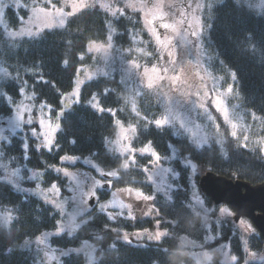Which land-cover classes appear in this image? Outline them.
Instances as JSON below:
<instances>
[{"label": "trees", "instance_id": "obj_1", "mask_svg": "<svg viewBox=\"0 0 264 264\" xmlns=\"http://www.w3.org/2000/svg\"><path fill=\"white\" fill-rule=\"evenodd\" d=\"M20 1L30 3L35 0ZM202 11L210 53L233 75L237 103L264 122V11L249 8L243 0H205ZM23 14L22 10L14 13L9 9L4 20L14 28L20 22L18 17ZM108 22L115 29L113 40L116 47L126 49L137 43L148 53L147 58L139 55L140 64L149 66L156 62V47L144 29L139 12L129 10L123 15L110 17L96 5L86 7L67 16L63 28L46 30L32 39L22 38L9 54H1L0 63L9 77L0 83V118L11 115L22 88L32 94L35 102L46 103L52 113L60 110L63 95L73 89L77 68L92 64L94 56L87 53V45L106 40L105 25ZM120 76L117 69L107 77L98 76L82 84L78 102L63 113L54 147L48 152L35 150L29 143L24 151L23 140L15 137L6 145L1 143L0 153L11 160V166L25 163L39 170L42 185L56 182L62 192L67 181L57 169L61 167L63 157L72 156L95 164L103 172L112 173V189L130 187L149 195L153 190L147 180L148 171L143 168L148 156L124 165L123 157L106 147V140L115 133L116 122L133 126L135 135L131 146L134 149H151L163 157L173 148L174 160L178 159L171 163L177 175L173 185L165 197L155 195L152 200L158 214L152 221L160 219L161 226L168 227L169 236L146 242L144 246L119 241L115 234L117 230L137 231L144 225L127 223L113 212H92L81 217L82 223L75 229L54 234L58 218L51 206L32 194L20 193L11 185L0 182V210L8 209L11 215L8 226L0 225V264H38L35 249L26 242L43 234H48L51 248L75 251L84 244L94 247L98 258L93 264H198L184 248L178 247L177 240L181 236L197 242L204 241L202 239L206 236L203 217L188 205L190 166L182 165L180 160L187 159L195 165L192 180L196 188L199 187V177L207 171L251 185L264 182V155L259 146L243 143L220 122L218 139L209 136L204 146L197 147L174 129L154 124L163 115V106L153 90H142L133 106L126 98L129 89ZM91 103L98 104L103 111L92 108ZM202 196L209 205L218 207L204 194ZM213 216L207 219L216 234L204 248L228 245L229 254L236 259L234 264H246L242 259L244 247L248 251L263 250L264 239L255 228L254 234L245 237L246 244L243 245L239 233L232 228L235 225L233 218L218 221ZM216 254L217 251L213 260L206 264H221L219 252V257ZM60 260L62 264H84L85 256L82 252H75L63 255Z\"/></svg>", "mask_w": 264, "mask_h": 264}, {"label": "rangeland", "instance_id": "obj_2", "mask_svg": "<svg viewBox=\"0 0 264 264\" xmlns=\"http://www.w3.org/2000/svg\"><path fill=\"white\" fill-rule=\"evenodd\" d=\"M243 2L257 12L264 11V0H243ZM4 5H10L24 14L23 24L11 28L5 19L7 11ZM96 5L105 10L110 17L125 14L126 11H137L141 15L142 24L147 34L153 41L158 59L149 66L141 65L137 60L139 55L147 54L144 48L135 43L131 48L120 49L114 45L115 29L108 22L106 40L95 43L102 47L97 50L87 45V53L92 54L91 66L82 65L77 68L73 89L63 95L60 110L52 113L51 108L43 102H35L32 94L21 89L22 95L12 107L8 117L0 118V146L1 143L10 142L12 138L20 137L26 151L27 143L32 144L35 150H50L54 147L57 131L52 133V143L45 125L49 127L60 119L64 112L78 102L80 87L87 81L98 76L112 74L120 70L122 82L129 89L126 97L133 106L136 97L142 90H153L163 106V115L154 124L160 127L174 129L175 132L187 137L197 147L204 146L209 136L218 139L221 133L220 122L229 133L251 146H259L264 155V122L259 117L243 109L237 100L234 89L233 75L220 65L210 53L206 42V28L202 21V10L205 0H35L22 3L20 0H3L0 5V62L1 54L10 53L15 49L16 43L22 38H35L46 30L63 28L67 16L74 14L86 7ZM27 8V9H25ZM130 55V56H129ZM132 57V58H131ZM6 68L0 63V83L9 77ZM77 81H80L77 89ZM137 84V86L134 85ZM135 86V87H133ZM231 87V91H229ZM136 93V95L134 94ZM75 94V96H74ZM95 103H91L93 105ZM94 108V107H92ZM97 110V109H96ZM32 123L29 124L28 121ZM162 123H157V122ZM114 135L106 140L108 151H113L123 157V164H133L137 158L148 156L144 160L143 168L148 171V183L153 190L152 194L145 195L136 189L124 187L112 189L110 178L112 173L103 172L98 166L80 158H73L72 162L62 160L58 169L72 173L65 176L67 187L64 192L58 186L49 190V185H42V173L27 166H11V160L0 153V182L11 185L20 193L32 194L42 202L51 206L57 213V226L54 234H60L75 229L82 223L81 217L92 212H113L115 216L130 224H143L144 227L137 231L117 230L119 241L134 245L144 246L146 242H156L169 236L168 227L161 226V220L152 221L158 217L154 210L153 199L155 195L165 197L177 178L172 170V161L176 157L171 148L169 154L163 157L154 151H145L147 148L134 149L131 141L135 135L133 126H125L116 122ZM35 132V135L33 133ZM1 152V151H0ZM26 156V155H25ZM182 165H189L191 173L188 183V205L196 214L203 217L206 236L204 241H193L185 236L178 238V247L194 258L198 264L209 263L213 256L219 257L221 264H234L236 259L229 254L228 245L210 246L204 248L207 242L213 241L214 233L208 217L224 221L233 217L234 212L225 204L209 205L200 189L192 180L193 163L181 159ZM82 166H77L78 163ZM56 172V169H54ZM108 177V178H107ZM99 201H93L91 208L87 204L92 199V193L97 189ZM102 195V197H101ZM150 196L151 199H144ZM221 208H229L233 215L221 214ZM0 210V225L8 226L11 218L8 213ZM246 221L251 225L248 229L240 224ZM216 222V221H215ZM150 223V226H147ZM252 223L245 218L235 222L232 227L239 233L242 244L246 238L255 233ZM53 234V233H52ZM48 234H43L26 242L33 246L38 256V264H62L60 257L70 253L82 252L85 256L84 264H93L98 256L95 248L84 244L79 249L62 250L49 245ZM219 252V254H218ZM243 260L246 264H264V247L259 252L248 251L243 248Z\"/></svg>", "mask_w": 264, "mask_h": 264}, {"label": "water", "instance_id": "obj_3", "mask_svg": "<svg viewBox=\"0 0 264 264\" xmlns=\"http://www.w3.org/2000/svg\"><path fill=\"white\" fill-rule=\"evenodd\" d=\"M199 178L198 188L214 205L225 204L230 207L234 212V222L241 218L249 220L264 239V182L251 185L211 171Z\"/></svg>", "mask_w": 264, "mask_h": 264}, {"label": "snow or ice", "instance_id": "obj_4", "mask_svg": "<svg viewBox=\"0 0 264 264\" xmlns=\"http://www.w3.org/2000/svg\"><path fill=\"white\" fill-rule=\"evenodd\" d=\"M0 5H3V0H0ZM4 7L6 8V10L11 9L14 13L16 12V8L11 7L10 5H4ZM25 9H27V8H25ZM5 16H6V12H5ZM18 19L20 20L21 24H23L24 18L23 17H18ZM9 26H10V24H9ZM2 30L3 29L0 28V31H2ZM92 47L95 48V49H97V50H99L102 46L99 45V44H94V45H92ZM63 63H64L65 66L67 65V62L66 61L63 62ZM40 82L47 83L46 80H40ZM80 83H81L80 81H77V89H79ZM231 90H232L231 87H229V91H231ZM77 92H79V91H77ZM19 95H22V91L20 89H19ZM74 96H75V94H74ZM91 107L97 108L98 111H101V112L103 111L102 107H100L98 104H93V105H91ZM10 111H11V109H10ZM109 114H111V113H109ZM28 123L31 124L32 121L29 120ZM157 123H162V122H159L158 121ZM60 127H61V125L59 123H56L54 126H51V127H49L48 124L45 125L46 131H47L48 136H49V141H48L49 144L52 143V133H55ZM33 135H35V132L33 133ZM145 151H151V149H145ZM62 159L63 160H66V161H69V162H72L73 161V157L72 156H65ZM192 168H193V170H195V165L194 164L192 165ZM57 171H62L65 176L72 175V173H69V172H67V170H64V169H57ZM56 187H57V183L56 182H53L50 185L49 190L51 191V190L55 189ZM100 189H102V188H99L95 192L92 193V199H90L88 201V205H89L90 208H91V202L92 201H95V202L96 201H99V193H98V190H100ZM143 198L146 199V200L147 199H151L150 196H144ZM219 211L221 212V214H225L226 213V214H228L230 216L233 215V213L230 211L229 208H221ZM240 224L243 227H246L248 229L251 228V225L247 224L246 221H243L242 220V221H240Z\"/></svg>", "mask_w": 264, "mask_h": 264}]
</instances>
